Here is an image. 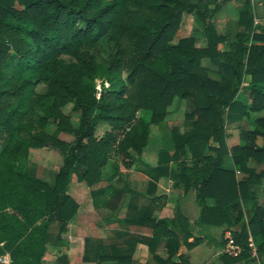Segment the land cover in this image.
<instances>
[{
  "label": "trees",
  "instance_id": "obj_1",
  "mask_svg": "<svg viewBox=\"0 0 264 264\" xmlns=\"http://www.w3.org/2000/svg\"><path fill=\"white\" fill-rule=\"evenodd\" d=\"M229 1L0 0V258L71 264L63 234L80 207L69 192L74 175L89 187L106 181L91 189L92 198L122 205L120 164L130 169L142 161L152 126L166 122L179 99L190 106L184 117L190 128L170 127L173 152L162 148L146 172L152 186L168 177L175 190L194 191L197 219L181 206L170 218L146 214L151 237L121 235V243L98 250L95 264H131L135 243L146 244L156 264H192L178 254L182 245L192 249L204 241L195 227L222 228L218 246L232 231L241 249L222 254L224 264L256 260L252 236L264 264V23L255 22L252 1L245 0L234 48H224L227 39L214 18ZM186 15L203 27L178 39ZM73 114L80 115L76 125ZM253 114H259L254 127L240 130L245 142L230 146L228 126ZM44 148L63 157L50 183L16 165ZM228 156L234 168L225 166ZM114 157L120 164L106 174ZM50 247L59 255L47 263Z\"/></svg>",
  "mask_w": 264,
  "mask_h": 264
},
{
  "label": "crops",
  "instance_id": "obj_2",
  "mask_svg": "<svg viewBox=\"0 0 264 264\" xmlns=\"http://www.w3.org/2000/svg\"><path fill=\"white\" fill-rule=\"evenodd\" d=\"M233 145L235 144H231V146ZM159 151L155 153L156 157L153 159L145 156L144 151L142 161L136 163L130 169L125 168V171L121 169L124 173V180L118 184V187L124 189L125 199L122 205L118 207L115 203L107 206V204L103 205V203L97 201L98 203L95 204L90 193L92 188H88V186L81 187L78 193H74V183L72 181L69 192L78 201L80 207L74 219L69 223L67 231L63 234L65 239L63 253L68 256L71 264H95L94 260L98 256V250L103 246L121 243V235L124 236V239L130 235L151 237L152 228L149 225V221L142 219L146 214L158 218H170L174 216L175 208L181 206L182 211L192 222L197 219L200 207L196 204L194 191L184 194L175 190L173 180L170 179L169 181L168 177L160 178L156 181V186L149 184L151 177L146 172V164L156 166ZM137 166H139L138 169ZM106 184V181H102L94 188ZM88 193H90V196ZM159 196H162V199H159ZM101 198L107 200L105 196ZM83 201L84 206L82 204ZM114 206L115 209H113ZM138 216H140L139 222L136 223L135 220ZM228 231L232 232L231 230H226L225 239H227L226 233ZM222 233V228L202 229L195 227V236H204V241L192 249L182 245L178 255L185 254L192 264H224V260L220 256L227 253L224 249L228 243L221 246L216 245V243L219 244L222 241ZM192 240L193 237L189 239V241ZM134 246L131 264H156L146 244L135 243ZM240 249L239 247V253ZM157 251L162 256H165L163 246H159ZM58 255V250L51 257L46 254L45 262H53ZM86 259L88 261H85ZM256 260L261 263L258 256ZM251 262L244 260L240 264H251ZM105 264L115 263L107 262Z\"/></svg>",
  "mask_w": 264,
  "mask_h": 264
},
{
  "label": "rangeland",
  "instance_id": "obj_3",
  "mask_svg": "<svg viewBox=\"0 0 264 264\" xmlns=\"http://www.w3.org/2000/svg\"><path fill=\"white\" fill-rule=\"evenodd\" d=\"M251 1H252L254 14H255V22L258 24L264 23V0H251ZM244 2L245 0L229 1L228 3L223 5L222 9L216 14L214 18L218 32L226 36L227 40L223 44V47L226 49L234 48L236 34L240 29L238 25L239 13L245 8ZM212 8H214V4L212 5ZM202 27H203L202 23L194 15H186L177 38L179 39L181 37L189 36L192 32H200L202 30ZM207 62L208 61H204L203 64L205 66L206 65L211 66L209 62L208 63ZM211 76L214 78H219L217 73H214V72H211ZM243 96L244 95L242 94L241 98H244ZM244 100L247 101L246 98H244ZM171 108H172V113L171 115L168 116L166 122H164L160 126H157V125L152 126L151 138L149 140V143L144 153V155L147 157L149 156L150 159L155 158L156 157L155 153H157V151L161 150L162 148L166 149V151L168 152H173L174 143L172 141V134L170 131V127L177 125L181 128L182 131L188 130L190 128V124L188 122L187 124L184 119L185 113L190 110V106L188 102L186 100L179 101V99H176L173 107ZM70 110H71L70 106H67L65 109L67 113L70 112ZM144 114L146 113L141 112V115H144ZM258 115L259 114H253V117L248 121H245L240 124H232L228 126V132L231 136V137L229 136V139H228L230 146L231 144L245 142L240 135V130L241 128H245V129L253 128L254 119ZM79 117H80L79 114H73V122L75 125L78 124V121L80 119ZM103 128L105 129L106 127L103 126L102 129ZM62 138L67 141H71L73 139V136L68 135V134H62ZM232 138L233 140H231ZM259 143H262V138H259ZM205 151H208V150L205 149ZM62 162H63V157L58 151L52 150L49 148H44V149L31 150V153L28 159L23 160L17 163L16 165L19 169L26 170L32 173L33 175L41 177L42 179L50 183L55 180V176L57 172L59 171V168L62 165ZM116 162H119V158L118 157L112 158L106 164L104 168L105 170L104 172H106V174L111 173ZM225 166L228 168L234 167L230 156L226 157ZM255 167L257 170H261L263 168L262 166L258 164H255ZM120 168L124 171L126 170L122 163L120 164ZM138 168L139 166H137V169ZM167 179L170 181L171 178H167ZM73 183H74V193H78V191L81 190V187L84 188V186L85 187L88 186L85 181H82L80 179L79 174L74 175ZM94 187L88 186V188H94ZM90 193H88L89 196H90ZM92 201H94L95 204L98 202L103 203V205L107 204V200L103 198L98 199V200H95L94 198H92ZM259 203L260 205L264 207V179H263L261 190H260ZM82 204L84 206V201ZM56 229H57V225L53 224L51 226V230L56 231ZM54 253H57L56 248L50 247L47 251V254L49 257L53 256ZM251 264H261V263H259L258 260H254L251 262Z\"/></svg>",
  "mask_w": 264,
  "mask_h": 264
},
{
  "label": "built area",
  "instance_id": "obj_4",
  "mask_svg": "<svg viewBox=\"0 0 264 264\" xmlns=\"http://www.w3.org/2000/svg\"><path fill=\"white\" fill-rule=\"evenodd\" d=\"M106 86H108V83H106ZM97 88H98V91H99L98 92V97H99L100 96V91H101V85H100L99 81H98ZM226 238L229 240V242H228V245L226 246V248L224 249L225 252L233 254V255H237L239 253V247L236 246L234 241H233L232 232L228 231L226 233ZM249 246L252 248L253 256L257 257L258 256L257 255V248H256V244H255V241H254L252 236L249 237ZM0 261L2 263H4V264H10L11 260H10L9 254L7 253L6 255L2 256L0 258Z\"/></svg>",
  "mask_w": 264,
  "mask_h": 264
}]
</instances>
